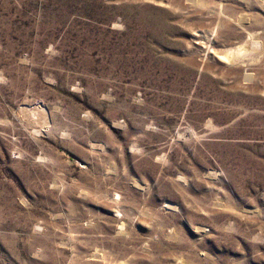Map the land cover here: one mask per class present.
<instances>
[{"label": "rangeland", "instance_id": "rangeland-1", "mask_svg": "<svg viewBox=\"0 0 264 264\" xmlns=\"http://www.w3.org/2000/svg\"><path fill=\"white\" fill-rule=\"evenodd\" d=\"M0 264H264V0H0Z\"/></svg>", "mask_w": 264, "mask_h": 264}, {"label": "bare ground", "instance_id": "bare-ground-1", "mask_svg": "<svg viewBox=\"0 0 264 264\" xmlns=\"http://www.w3.org/2000/svg\"><path fill=\"white\" fill-rule=\"evenodd\" d=\"M241 54H236V53H232L230 57H226L227 59H232V60H237L240 57ZM41 124H43L42 128H49L50 127V122H48L45 118H44V122H42ZM122 228V227H121Z\"/></svg>", "mask_w": 264, "mask_h": 264}]
</instances>
